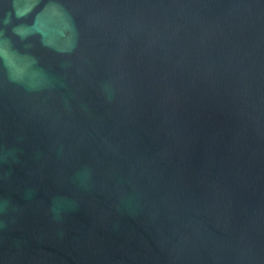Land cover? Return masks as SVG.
Returning a JSON list of instances; mask_svg holds the SVG:
<instances>
[{
	"label": "water",
	"instance_id": "95a60500",
	"mask_svg": "<svg viewBox=\"0 0 264 264\" xmlns=\"http://www.w3.org/2000/svg\"><path fill=\"white\" fill-rule=\"evenodd\" d=\"M0 264H264V0H0Z\"/></svg>",
	"mask_w": 264,
	"mask_h": 264
}]
</instances>
